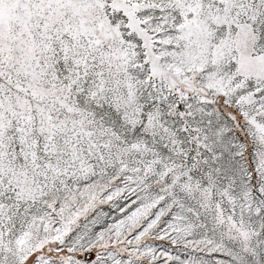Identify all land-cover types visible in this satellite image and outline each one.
Returning <instances> with one entry per match:
<instances>
[{
  "label": "snow or ice",
  "instance_id": "obj_1",
  "mask_svg": "<svg viewBox=\"0 0 264 264\" xmlns=\"http://www.w3.org/2000/svg\"><path fill=\"white\" fill-rule=\"evenodd\" d=\"M0 264H264V0H0Z\"/></svg>",
  "mask_w": 264,
  "mask_h": 264
}]
</instances>
